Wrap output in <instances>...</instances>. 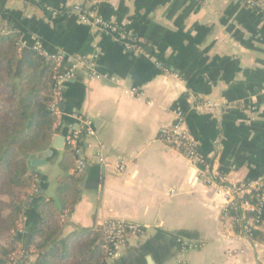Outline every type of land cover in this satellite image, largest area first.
I'll return each instance as SVG.
<instances>
[{"label":"crops","instance_id":"crops-1","mask_svg":"<svg viewBox=\"0 0 264 264\" xmlns=\"http://www.w3.org/2000/svg\"><path fill=\"white\" fill-rule=\"evenodd\" d=\"M75 6L118 31L82 22ZM0 24L3 33H20V51L39 46L68 63L86 58L98 73L81 66L65 83L61 135L52 133L31 158L39 198L60 202L58 176L75 173L76 159L55 138L78 126L77 115L91 121L62 237L101 233L107 220L121 219L146 232L111 264H264V242L239 233L217 191L223 182L264 177V13L230 0H0ZM198 101L218 108L199 112ZM177 110L221 181L204 182L196 165L158 140ZM20 220L17 247L33 249L37 209L27 207ZM258 229L264 233V224ZM34 259L33 250L23 264Z\"/></svg>","mask_w":264,"mask_h":264},{"label":"trees","instance_id":"trees-1","mask_svg":"<svg viewBox=\"0 0 264 264\" xmlns=\"http://www.w3.org/2000/svg\"><path fill=\"white\" fill-rule=\"evenodd\" d=\"M1 30L0 24V264L17 249V222L27 207L38 213L29 238L35 255L31 264H109L100 231L62 237L60 217L71 213L78 200V173L58 176L60 211L53 199L39 198L41 173L31 158L45 150L53 133L54 115L49 110L53 68L34 49L20 51L18 31ZM87 139L85 133L80 135L83 151ZM252 238L264 242V233L255 229Z\"/></svg>","mask_w":264,"mask_h":264},{"label":"built area","instance_id":"built-area-1","mask_svg":"<svg viewBox=\"0 0 264 264\" xmlns=\"http://www.w3.org/2000/svg\"><path fill=\"white\" fill-rule=\"evenodd\" d=\"M246 8L264 13V0H230ZM73 12L77 13L79 19L88 24L99 25L109 31L117 32L118 28L110 21L95 16L88 18L86 11L81 6H75ZM129 48H134L128 45ZM36 53L44 61L52 65V99L49 104V110L54 115L53 135H61L59 129L62 126L63 110L61 102L63 100V87L65 83L72 80L79 69L85 67L92 77L98 75L93 60L86 58L77 59L74 63H68L62 52H52L39 46H34ZM164 71H168L163 68ZM264 93V89L262 90ZM131 93H136V89H131ZM199 112H212L218 108V103L210 101H198L194 107ZM78 126L72 129L64 136V142L75 159V173H82L86 167L87 159L84 155L83 148L78 144L80 135L85 133L87 136L93 134L91 121L82 115L76 116ZM158 140L168 147L180 152L199 170L201 180L206 183H215L221 181L209 174L210 164L207 157L200 151L196 138L192 135L186 125V119L183 111L177 110L174 113V119L170 125L160 129ZM122 170L123 166H117ZM217 191L225 199L224 215L230 217L239 233L246 237H252L253 230L258 229L264 224L262 212L264 209V177L248 180L222 183L217 186ZM21 221V220H20ZM146 227L133 221L121 219H110L102 225L101 229V248L104 252L105 260L111 264L126 247L128 241L136 236L145 234ZM182 248L193 246L183 239H178ZM33 253V249H19L12 252L7 259L6 264H23L24 260Z\"/></svg>","mask_w":264,"mask_h":264},{"label":"water","instance_id":"water-1","mask_svg":"<svg viewBox=\"0 0 264 264\" xmlns=\"http://www.w3.org/2000/svg\"><path fill=\"white\" fill-rule=\"evenodd\" d=\"M61 106H63V103H61ZM63 140H64V138H62V137L55 138V141L59 142V144H55V147L60 148L61 147V143L63 142ZM54 205L59 211L61 210V204H60V202H59L57 197L54 198Z\"/></svg>","mask_w":264,"mask_h":264},{"label":"rangeland","instance_id":"rangeland-1","mask_svg":"<svg viewBox=\"0 0 264 264\" xmlns=\"http://www.w3.org/2000/svg\"><path fill=\"white\" fill-rule=\"evenodd\" d=\"M31 192V191H30ZM19 224H20V219H18V222H17V229L19 228ZM20 248L17 247L16 250H19Z\"/></svg>","mask_w":264,"mask_h":264}]
</instances>
